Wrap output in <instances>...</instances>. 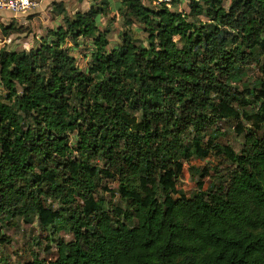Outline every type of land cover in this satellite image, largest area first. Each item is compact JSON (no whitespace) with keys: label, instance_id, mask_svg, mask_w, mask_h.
<instances>
[{"label":"trees","instance_id":"trees-1","mask_svg":"<svg viewBox=\"0 0 264 264\" xmlns=\"http://www.w3.org/2000/svg\"><path fill=\"white\" fill-rule=\"evenodd\" d=\"M188 3L186 14L179 0L172 12L119 0L147 46L123 33L108 50L97 23L111 0H91L55 39L0 49V237L5 222L36 219L72 236L54 242L52 264H264V0ZM90 37L82 73L64 44ZM252 64L261 78L250 87ZM220 121L246 134L239 155L216 143ZM210 155L232 166L224 180L175 199L179 163ZM108 181L113 215L98 198Z\"/></svg>","mask_w":264,"mask_h":264},{"label":"rangeland","instance_id":"rangeland-1","mask_svg":"<svg viewBox=\"0 0 264 264\" xmlns=\"http://www.w3.org/2000/svg\"><path fill=\"white\" fill-rule=\"evenodd\" d=\"M188 1L179 0L180 12L189 13ZM143 3L149 9H156L161 6H159L157 0L154 2L143 0ZM59 4H63L62 8L55 9V6ZM117 4L111 2L110 10L104 16H100L97 23L100 31L105 32V30H108L105 32L109 42L107 49H117L122 44L121 37L123 33L134 38L138 45L147 46L148 34L136 23L130 27L124 25L125 20L116 11ZM89 7L90 3L87 4L83 0H69L65 3H56V1L51 2L49 0L41 8L35 10L36 7L28 13L18 16V19L9 14L8 16H0V49L5 47L7 50L15 52L29 51L33 47L40 46L42 41L49 42L55 39L54 32L59 28H66L65 17L72 18L75 13L85 12ZM168 9L172 12V5ZM20 22H23V24ZM12 25L19 31L5 38L2 33L3 28ZM77 42V46H75L69 42V39H66L64 47L69 49V53L75 59L79 71L87 73L92 65L93 37L80 38ZM260 78L258 67L254 64L250 65L244 79L247 85L253 87L254 82ZM3 92L0 86V94H4ZM250 101L253 100L250 99ZM244 111L248 112L249 109L247 108ZM240 122H243V120ZM246 124H243L245 128L248 126ZM237 125L238 122L220 121L212 126L211 133L216 137L217 144L228 146L235 154L239 155L246 134L238 135ZM231 167L225 157L217 155H210L204 160L196 158L182 160L178 165L179 181L176 190L179 193L175 196V199H191L197 192L200 182L203 184V190L215 189L227 175L226 170L231 169ZM107 187L110 192L100 193L98 198L103 200L105 210L113 215V209L120 205L117 184L108 181ZM56 207L54 209H57ZM0 239L2 241L0 244V264H27L34 257L45 261L46 264H52L57 258L54 242L58 240L69 242L72 240V236L66 230L55 235L54 227L42 228L36 219L32 223H26L21 218H16L4 223Z\"/></svg>","mask_w":264,"mask_h":264},{"label":"built area","instance_id":"built-area-1","mask_svg":"<svg viewBox=\"0 0 264 264\" xmlns=\"http://www.w3.org/2000/svg\"><path fill=\"white\" fill-rule=\"evenodd\" d=\"M167 7L172 5L173 0H157ZM38 6L36 0H0V13L9 12L16 15H23Z\"/></svg>","mask_w":264,"mask_h":264},{"label":"crops","instance_id":"crops-1","mask_svg":"<svg viewBox=\"0 0 264 264\" xmlns=\"http://www.w3.org/2000/svg\"><path fill=\"white\" fill-rule=\"evenodd\" d=\"M36 1H37V0H36ZM46 1H49V0H38V6H37V8H36L35 10L41 8V6H42L44 3H46ZM50 1H51V2L56 1V3H61V2L65 3V1H69V0H50ZM83 1H85L87 4L90 3V5H91V0H83ZM116 1H117V2H116ZM111 2H113L114 4H117V3L119 2V0H114V1L111 0ZM62 5H63V4H62ZM35 10H34V11H35ZM8 14H9L10 16H13V17L16 18V19H18V16H21V15L12 14V13H9V12H2V13H0V16H1V17H3V16H8ZM23 15H24V14H23ZM18 21H20V20H18ZM20 23L23 24V22H20ZM24 23H25V20H24ZM4 43H6V42H4Z\"/></svg>","mask_w":264,"mask_h":264}]
</instances>
